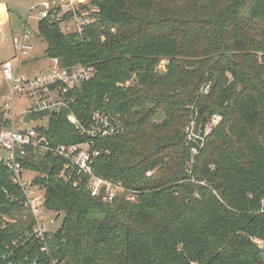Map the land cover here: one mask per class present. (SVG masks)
<instances>
[{
	"label": "trees",
	"instance_id": "obj_1",
	"mask_svg": "<svg viewBox=\"0 0 264 264\" xmlns=\"http://www.w3.org/2000/svg\"><path fill=\"white\" fill-rule=\"evenodd\" d=\"M85 8L95 21L81 34L63 31L68 15L37 24L43 58L96 73L38 130L54 145L85 142L67 116L87 128L94 111L105 114L115 130L94 140L102 154L93 173L133 197L105 202L87 178L66 174L64 160L27 157L45 209L60 214L53 264H261L249 238L264 239V0H90ZM32 227L0 161V257L49 264Z\"/></svg>",
	"mask_w": 264,
	"mask_h": 264
},
{
	"label": "built area",
	"instance_id": "obj_2",
	"mask_svg": "<svg viewBox=\"0 0 264 264\" xmlns=\"http://www.w3.org/2000/svg\"><path fill=\"white\" fill-rule=\"evenodd\" d=\"M86 2L87 0H30V12H36L38 22L58 20L60 16L68 15L69 19L62 27L64 29L71 27L70 33L81 34L85 27L95 21L85 8ZM30 18V16L26 18L19 34L8 39L14 56L0 63V78L7 84V93L2 97L0 105L4 119L0 124V161L10 172L12 181L19 187L23 206L33 219L30 233L37 242L39 253L43 254L49 264H53L55 261L51 258L48 245L55 231L49 228L43 217L44 213H50L44 207V189L34 183L36 174L22 166L27 157L37 159L49 156L64 160L66 174L70 171L87 178L91 194L96 197L102 196L105 202H112L117 195L125 192L128 194V200H132L133 196L120 184L104 180L93 173L92 165L102 154L100 150L94 148V140L108 136L115 130L105 114L94 111L91 124L87 128L83 127L73 114L67 116L68 122L88 138L85 142L54 145L43 131L38 130L47 129L49 116L69 109L75 102L74 91L83 83L91 81L96 73L90 66L64 68L58 59H47L51 66L39 73L24 72L23 66L28 63L24 58L36 49L33 39L37 30L36 33L30 30ZM17 103L21 106L15 110ZM42 114L44 116L41 119L33 118ZM27 115H30V120L25 124L23 119ZM217 120H220V117L214 116L212 123L215 124ZM41 122L45 124H38ZM1 152H5L6 155L1 156ZM249 239L262 251L261 264H264V239L251 237ZM9 260V256L0 257V264H39L38 260Z\"/></svg>",
	"mask_w": 264,
	"mask_h": 264
},
{
	"label": "rangeland",
	"instance_id": "obj_3",
	"mask_svg": "<svg viewBox=\"0 0 264 264\" xmlns=\"http://www.w3.org/2000/svg\"><path fill=\"white\" fill-rule=\"evenodd\" d=\"M89 2L90 0H87L86 3L88 4ZM28 16L31 17L29 21V28L34 33H36L39 17L36 12H30V0H0V63L5 60H10L14 56L12 45L10 41H8V39L10 40L13 35L19 34V32L22 31L23 24ZM62 29L65 33H67L71 30V27ZM33 41L36 44V49L30 55H27L24 60H28L29 62H31V60L33 61V59L39 60L33 63H28L27 65L23 66V71L28 72L31 70L30 72L39 73L49 68L51 64L49 61H47V58H43V52L45 50L46 45L42 43L38 38H36V36L34 37ZM167 65L168 61H162L158 66L157 70H163V68H165ZM3 85L4 83L0 78V92H3L0 93V105L2 96L7 93V89L5 92L3 91ZM20 106L21 104H15V110H18ZM218 121L219 120H217L216 123ZM38 124L45 123L41 122ZM19 126V121L17 120V127ZM208 131L209 129L207 130V132ZM5 155V152H1V156ZM43 217L45 218V221L47 222L49 228L52 231H55L59 228L61 222L60 218L55 224H52V214L44 213Z\"/></svg>",
	"mask_w": 264,
	"mask_h": 264
},
{
	"label": "water",
	"instance_id": "obj_4",
	"mask_svg": "<svg viewBox=\"0 0 264 264\" xmlns=\"http://www.w3.org/2000/svg\"><path fill=\"white\" fill-rule=\"evenodd\" d=\"M29 120H30V115H27L24 119H23V123H25V124H27L28 122H29ZM60 218V214H57V215H55V217L53 218V220H52V224H55L57 221H58V219Z\"/></svg>",
	"mask_w": 264,
	"mask_h": 264
},
{
	"label": "crops",
	"instance_id": "obj_5",
	"mask_svg": "<svg viewBox=\"0 0 264 264\" xmlns=\"http://www.w3.org/2000/svg\"><path fill=\"white\" fill-rule=\"evenodd\" d=\"M19 33H20V32H19ZM38 60H39V59H33V61L31 60V62H29L28 60H25V61H27L28 63H33V62L38 61ZM5 61H6V60H5ZM28 63H27V64H28ZM27 64H26V65H27ZM30 71H31V70H30ZM28 72H29V71H28ZM3 83H4V85H3V86H4V88H3L4 90H3V91L5 92L6 89H7V84H6L5 82H3ZM0 93H3V92H0ZM4 95H5V94H4ZM4 95H3V96H4ZM3 96H2V97H3Z\"/></svg>",
	"mask_w": 264,
	"mask_h": 264
}]
</instances>
